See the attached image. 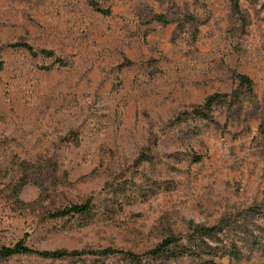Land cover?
<instances>
[{"label": "rangeland", "instance_id": "1", "mask_svg": "<svg viewBox=\"0 0 264 264\" xmlns=\"http://www.w3.org/2000/svg\"><path fill=\"white\" fill-rule=\"evenodd\" d=\"M19 39L54 54L8 45ZM0 61V246L144 253L225 219L241 252L213 264H264V0H0ZM216 92L228 94L211 118L195 115ZM89 197L87 213L48 216ZM207 258L16 253L0 264Z\"/></svg>", "mask_w": 264, "mask_h": 264}, {"label": "trees", "instance_id": "2", "mask_svg": "<svg viewBox=\"0 0 264 264\" xmlns=\"http://www.w3.org/2000/svg\"><path fill=\"white\" fill-rule=\"evenodd\" d=\"M92 4L104 12H110V7H100L98 2L92 1ZM155 18L162 20L165 23L173 21L172 18L167 17L165 13H157ZM9 46L24 47L29 50V52L34 55H53L54 51L48 48L36 49L30 42L19 39L14 42H9ZM61 64H65L66 61L59 59ZM3 66V61H0V68ZM240 83L246 84L248 89L252 91L253 80L250 75L246 73H240L238 75ZM228 93L216 92L208 96L203 106H197L193 109V112L197 116L204 118H211V112L213 110V105L218 101L221 95H227ZM148 157L145 153H142L140 160H144ZM200 158V157H197ZM93 207V200L91 197L87 198L82 202H75L65 205L61 208L55 209L48 213L50 217H60L71 214H83L91 211ZM261 211V210H260ZM264 215V212H261ZM230 223L227 220L222 219L217 223L207 225V224H192L187 233L188 243L183 244L181 240L183 234H171L164 237L157 245L145 251L144 253H137L132 250H124L112 246H107L102 249H40L35 248L26 243L24 238H21L14 242L13 244H3L0 246V257H7L16 253H36L43 257L50 258H61L65 256H80L86 253H124L132 260H139L143 255L146 254H165L171 256L179 255H206L208 258L202 264H213L215 262V257L224 254H234L238 255L241 252L240 246L236 241L227 242L225 241V236L227 235V229L230 228ZM254 243L260 241L259 237L255 234H251Z\"/></svg>", "mask_w": 264, "mask_h": 264}]
</instances>
